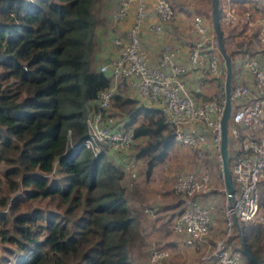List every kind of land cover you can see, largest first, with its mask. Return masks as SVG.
Returning a JSON list of instances; mask_svg holds the SVG:
<instances>
[{"label": "trees", "instance_id": "trees-1", "mask_svg": "<svg viewBox=\"0 0 264 264\" xmlns=\"http://www.w3.org/2000/svg\"><path fill=\"white\" fill-rule=\"evenodd\" d=\"M100 1L0 0V264H135L130 250L145 240L142 207L129 205L133 190L178 144L156 104L118 88L111 110L132 127L134 144L125 153L97 156L83 145L86 118L110 84L91 57ZM232 1L244 4L239 9L264 10V0ZM171 4L174 20L179 12ZM222 4L216 0L221 43L234 73L235 58L253 50L256 35L246 32L247 23L227 35ZM131 160L139 174L128 184ZM261 185L263 213L264 179ZM48 200L54 206H32ZM170 206L173 220L181 199ZM217 215L226 222L216 209ZM243 238L264 264V222L241 221L227 240L243 264H256Z\"/></svg>", "mask_w": 264, "mask_h": 264}, {"label": "built area", "instance_id": "built-area-1", "mask_svg": "<svg viewBox=\"0 0 264 264\" xmlns=\"http://www.w3.org/2000/svg\"><path fill=\"white\" fill-rule=\"evenodd\" d=\"M225 1L223 24L245 21L251 27L259 23L262 30L259 33L257 28L252 33H258L253 50L234 60L227 123L229 169L234 184L231 199L220 152L226 67L218 35L197 16L192 23V42L175 45L163 39L165 27L173 18L170 0L117 1L110 23V52L98 64L100 71L110 75V84L98 94V109L86 118L87 136L83 141L95 156L104 150L125 153L134 144L132 127L111 110L112 96L118 88L156 104L171 126L176 143L189 149L198 163L195 169L174 175L173 192L181 199L182 207L172 220L173 231L185 248L201 249L208 247L213 212L217 209L225 217L228 228L210 255L202 257L206 264H243L227 242L231 228L241 221L264 222V212L260 213L264 177V20H253L251 10L238 12L232 0ZM146 33L160 40L155 61L145 46ZM130 165L127 183L133 184L138 170L134 161ZM217 179L221 188L215 186ZM213 189L217 194L212 193ZM144 212L156 215L151 206ZM169 254L168 248L152 241L145 264H164Z\"/></svg>", "mask_w": 264, "mask_h": 264}, {"label": "rangeland", "instance_id": "rangeland-1", "mask_svg": "<svg viewBox=\"0 0 264 264\" xmlns=\"http://www.w3.org/2000/svg\"><path fill=\"white\" fill-rule=\"evenodd\" d=\"M107 1L109 0H101L99 3H97L96 10L98 11V9L100 8L102 11V7L104 3ZM171 1L174 5L175 10H177L179 13L185 16V19L182 21V27H178L177 31H179L181 28L185 29V32L180 30L179 34L182 35L183 37L187 35V37H189L187 38L188 41H190L191 34L193 33L192 23L194 21V17L196 16L202 17L207 22L210 29L214 28L212 21L213 18L212 0H171ZM241 5L236 3L234 8H236L238 12H244V10H247V9H239L241 8ZM226 7H227V3L225 0H223V4H222L223 14L225 13ZM248 10H251V12H253V20H257L258 18L264 20L263 9L261 10V9L251 8ZM100 15H101V21L92 30L94 48L95 46L98 45L95 39V29L97 28L98 25L100 27L104 26L103 16L101 13ZM243 23H245V21H239L235 24L228 25L227 26L228 28H226V34L228 35L229 30L233 25L241 26V24ZM257 28L260 33V31L262 30L259 27V23L258 24L255 23V25L251 27H249L247 24L246 32L248 34H252L253 31ZM238 29L239 27L237 28V30ZM243 38H245V36H243ZM235 41H236L235 37L227 38L226 43L228 45L226 46L229 49L235 48L234 45ZM247 42L248 41L246 40L245 43ZM195 168H196L195 159L191 151L186 147L175 145V147L172 149V152L165 158V160L153 168L151 174L148 176V179L145 178L143 175L142 183H138L135 186L133 190L135 191V194L130 200L129 205L138 208L142 207L141 209L142 221L140 223V229H142V232L145 233V240L143 241V243L140 245L138 240L137 243H135L136 245L130 250L133 255L135 264H145L148 248L152 243V241L158 240L160 243L165 244V243H169L171 239H173L172 218L171 217L168 218V216L171 215L172 211L174 210V207H171L170 205L177 201V196L173 192V178L175 173L181 170L184 169L188 170ZM213 173L214 175L215 174L217 175V171L215 169ZM0 177H1V173H0ZM215 186H219V188H221L222 183L219 182L218 185L216 184ZM2 189L6 190L4 185H2ZM137 194H141V195L138 196ZM36 205H40L42 207H52L54 206V203L53 201L48 200V201H36L32 204L33 207ZM148 206H151L152 208L156 209L155 216H149L144 212L145 207ZM227 228L228 227L226 222H223L221 217H218L217 215V218L213 219L211 225L212 232L209 236V243L207 244L208 247L205 246L202 247L201 249L195 250V252L192 255L194 259L190 257L189 261H188V254L190 252H186L187 250L180 251L176 255H173L174 257L172 256L173 257L172 259H170L173 262L172 264H195L196 262H199L200 259L204 260L205 258L202 257L205 255H210V252L213 249L214 244L219 238L222 237V235L226 232ZM234 233H235V226H232L230 236L233 235Z\"/></svg>", "mask_w": 264, "mask_h": 264}, {"label": "crops", "instance_id": "crops-1", "mask_svg": "<svg viewBox=\"0 0 264 264\" xmlns=\"http://www.w3.org/2000/svg\"><path fill=\"white\" fill-rule=\"evenodd\" d=\"M118 0H109L107 2L104 3L103 7H102V11L101 14L103 16V22H104V26L100 27L99 25L97 26V28L95 29V39L97 42V46H95V48L92 51V59L94 62H96L97 64H99L100 62H102V60L104 59V57L106 56L107 53L110 52V43H111V39H112V35L113 32L111 31L110 28V23H111V18H112V13L114 10L115 5L117 4ZM197 17V16H196ZM195 18V17H194ZM202 18V17H201ZM185 19V16L182 15L181 13L176 15V18L170 22L169 26L166 25L165 27V36L163 37L166 39H169L172 41L173 44L175 45H181L184 44L186 46V44H189V41L187 38V35H185L184 37L182 35L179 34V31L182 30L185 32V29L181 28L179 31L175 32V25H177L178 27H182V21ZM202 21L208 26L207 22L202 18ZM208 28H210L208 26ZM193 34H191L190 37V41L195 38L194 36H192ZM177 36H180L181 39L180 41H178V39L176 38ZM145 46L148 49L153 61H155L156 57H157V51H158V47L160 46V40L153 38L149 35V33H146L145 36ZM179 145V144H178ZM195 159V158H194ZM132 160L130 161L131 164ZM198 163L195 159V166H197ZM137 170H139L138 165L136 166ZM131 169V165L127 166L126 168V172L128 173ZM186 170V169H184ZM139 174V171H138ZM216 178H218V175L216 176ZM264 179V177H263ZM143 177L139 178L137 182L142 183ZM217 183L221 182L219 179H217ZM174 181V180H173ZM208 197V196H206ZM178 198V197H177ZM173 239H171V241L169 243H160L158 240L156 241L158 245H164L165 248H168L170 250V254L169 256L165 259L164 264H172V259L174 256L176 255L178 252L180 251H184L187 250L186 252H190L188 254V261L190 260V257L194 259V257L192 256L193 253L195 252V249H189V248H185L182 244H181V237L179 235H177L173 229ZM175 253V254H174ZM173 256V257H172ZM196 258V256H195ZM206 260L202 261L200 260L199 262H196L195 264H206Z\"/></svg>", "mask_w": 264, "mask_h": 264}, {"label": "water", "instance_id": "water-1", "mask_svg": "<svg viewBox=\"0 0 264 264\" xmlns=\"http://www.w3.org/2000/svg\"><path fill=\"white\" fill-rule=\"evenodd\" d=\"M212 10H213V22L214 29L218 35V42L220 52L223 56L225 67H226V79H225V108L222 116L221 122V159H222V167L224 174V182L227 188L229 199L232 198L234 192V184L231 176V172L229 169V158H228V136H227V123L230 116L231 104H230V83L232 77V65L228 54L224 51L222 47V35L219 28V21L217 16V6L216 0H212ZM238 225V222H236ZM243 249L244 251L252 257V259L256 262V264H260L258 258L249 250L246 240L243 238Z\"/></svg>", "mask_w": 264, "mask_h": 264}]
</instances>
